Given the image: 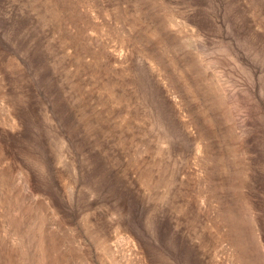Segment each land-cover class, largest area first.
Returning <instances> with one entry per match:
<instances>
[{"label":"rangeland","instance_id":"1","mask_svg":"<svg viewBox=\"0 0 264 264\" xmlns=\"http://www.w3.org/2000/svg\"><path fill=\"white\" fill-rule=\"evenodd\" d=\"M0 264H264V0H0Z\"/></svg>","mask_w":264,"mask_h":264}]
</instances>
